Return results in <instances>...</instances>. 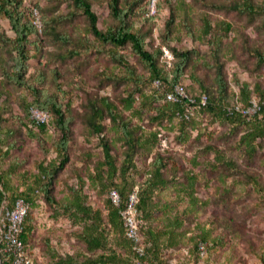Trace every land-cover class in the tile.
Segmentation results:
<instances>
[{
  "label": "rangeland",
  "instance_id": "rangeland-1",
  "mask_svg": "<svg viewBox=\"0 0 264 264\" xmlns=\"http://www.w3.org/2000/svg\"><path fill=\"white\" fill-rule=\"evenodd\" d=\"M89 1L98 16V26L105 29L113 21L107 0ZM239 2L139 0L134 6L137 13H133V20L135 27L145 35L148 46H161L162 58L166 62L164 50H168L172 56L167 62L168 66L177 59L172 48L189 50L181 81L190 92L201 91L200 82L211 97L230 104L240 101L239 87L242 82H247L249 88L255 84L264 88V64L257 66L253 53L254 49L264 51L262 17L249 16L234 9L232 6ZM26 3L35 7L33 11L35 22H39L38 34L29 36L26 84L16 85L0 74V102L5 108L4 117H7L4 124L11 131L6 140L14 141L9 154L1 158L0 169L15 161L16 173L26 171L30 174L36 169L37 161L56 157L52 143L58 138L59 131L49 123L47 132L40 135L44 143H39L27 133L26 124L30 115L25 110V105L35 103L36 97L41 102L48 98L56 99L63 104L70 129L69 162L60 171L54 187L55 196L61 197L67 193L68 185L75 183L77 175L85 173L87 163L101 157L97 136L89 134L83 122L82 114L87 102L107 96L117 103L120 97L136 86L125 77L122 65L108 55V51L125 56L136 73L143 77L144 90L151 92L153 85L147 81L145 65L128 46L114 48L95 39L89 32L86 18L71 0H26ZM219 4L225 8L215 7ZM170 8L174 16L171 27L167 29ZM143 15L149 18L145 20ZM204 18L211 21L215 29L220 21L229 22L232 29L221 42L213 40L210 35L205 37L202 32ZM0 34L14 37L8 20L2 15ZM4 44H0V56L8 65L11 55ZM220 79H223L222 83ZM106 122L109 124V120ZM146 122L143 121L144 124ZM162 123L157 126L163 129L170 151L183 168H192L190 160L194 155L199 161V165L193 167L199 177L195 191L198 197L197 211L195 217L188 220V227L195 231L196 222L205 225L210 230V240L206 256L199 257L195 264H253L264 261V139L257 152L247 156L237 142L243 130L240 125L232 128L226 121L210 122L209 130L194 128L187 142L178 143L175 139L177 121L163 120ZM199 131L201 136L196 139ZM207 143L222 148L233 158L238 169L232 171L223 166H212L213 153L206 152L204 148ZM5 148L4 143L2 149ZM114 149L118 152L121 150L119 143ZM177 175L180 177L178 181H181V171ZM249 176L257 179L259 185L253 186ZM16 179V175H13L12 183H16ZM175 193V187L169 186L163 189L160 197L162 201L173 202ZM106 195L104 193L99 197L94 194L89 200L100 202ZM185 205L180 202L177 208L182 209ZM31 210L34 226L28 242L40 264H48L45 251L47 241H53L51 244L60 252H82L83 244L71 234L69 221L62 216L54 217L52 206L43 197ZM212 238L217 240V244H212ZM183 254V247L169 251L166 254L168 264L177 263Z\"/></svg>",
  "mask_w": 264,
  "mask_h": 264
},
{
  "label": "trees",
  "instance_id": "trees-1",
  "mask_svg": "<svg viewBox=\"0 0 264 264\" xmlns=\"http://www.w3.org/2000/svg\"><path fill=\"white\" fill-rule=\"evenodd\" d=\"M71 1L86 18L89 32L97 41L114 48L129 47L145 65L148 71L147 81L152 83L153 90L151 92L144 90L143 77L136 73L134 66L125 59L124 55L113 50L108 51V55L122 65L125 77L136 83V86L124 97H120L117 103L107 96H100L87 102L82 114L83 122L89 134L97 136L101 157L89 161L85 173L78 174L75 183L68 185L67 193L61 197L55 196L54 187L60 171L69 162V118L62 109V102L56 99L48 98L41 102L39 97H36L35 103H27L25 110L29 115L31 107L49 113L48 121L41 123H34L30 116L26 124L30 137L36 138L39 143H44L40 135L47 132L49 123L54 124L59 131L58 138L52 143L56 157L37 161L36 169L30 174L26 171L16 173L15 161L9 162L7 167L0 169V214L4 207L9 208L16 198H22L29 203L20 236L24 245L33 252L28 242L34 226L31 209L39 198L43 197L46 203L52 206L54 217H65L71 225V234L83 244L82 252L70 253L60 252L51 244L53 241H47L45 251L48 264H132L134 257L132 242L125 234L120 212L126 205L129 193L137 186L136 208L146 263L168 264L166 254L173 249L183 247L184 254L175 264H195L199 259L198 244L206 243L208 251L207 243L210 240V230L205 225L196 222L195 231L188 227V220L194 218L197 211L198 197L195 191L199 177L193 167L199 165V161L194 155L190 160L192 168H183L170 151L169 141L163 129L157 125H162L163 120L171 122L175 119L178 123L175 139L178 143L187 142L194 128L209 130L212 124L219 121L229 122L232 128L240 125L243 130L237 139L238 145L247 156H252L264 139V104H262L264 88L259 84L249 88L247 82L240 84V101L236 102L245 106L252 97H255L261 103L260 110L249 119L238 111L228 114L226 106L235 102L226 104L221 99L211 97L200 82L201 91L192 93L185 85L187 98L167 101L164 99L165 91L170 90L174 83L182 82L189 50L179 51L172 48L177 59L168 66L164 57L162 58L161 46H148L145 35L134 25L133 13H137L134 11V6L139 0H107L113 21L105 29L98 26V16L89 0ZM215 7L225 8L221 4ZM232 7L249 16H261L264 28V0H240ZM34 8L32 5L29 6L26 0H0V15L8 20L14 32L12 38L0 34V44L5 43L11 55L8 65L0 56V74L19 86L26 84V71L30 58L29 36L32 33L38 34ZM173 16L174 11L170 8L169 18L166 21L167 29L171 27ZM143 18L147 20L149 16L143 15ZM231 29V24L225 21L217 22L216 29L207 18L202 22L204 36L210 35V38L219 42L228 36ZM253 53L257 66L263 65L264 51L254 49ZM155 80L160 81V88L154 86ZM222 80L219 81L222 83ZM202 95L207 97L204 105L200 104ZM191 98L194 102H191ZM187 110L192 112L188 118L176 114ZM3 111L5 108L0 102V162L14 145V141L6 140L11 131L5 127L4 122L7 117H4ZM106 120H109V124ZM143 121L147 122L144 124ZM199 136L201 131L197 133L196 139ZM162 137L167 138V147L161 145ZM4 143L6 148L3 150ZM117 143L121 147L119 152L114 149ZM204 148L206 152L213 153L210 161L212 166H223L232 171L238 169L233 158L222 148L212 143H207ZM148 157L150 160L147 161ZM179 171H181V181H178ZM13 175L17 177L16 183L11 181ZM249 178L253 186L259 185L257 179H252L250 176ZM169 186L175 187L176 198L173 202L162 201L160 194ZM111 189H115L119 194L118 204L109 197ZM104 193L107 195L100 202L89 200L94 194L100 197ZM180 202L186 204L182 209L177 208ZM212 244H217V240L212 238ZM10 260L9 254L6 253L3 264H10Z\"/></svg>",
  "mask_w": 264,
  "mask_h": 264
},
{
  "label": "built area",
  "instance_id": "built-area-1",
  "mask_svg": "<svg viewBox=\"0 0 264 264\" xmlns=\"http://www.w3.org/2000/svg\"><path fill=\"white\" fill-rule=\"evenodd\" d=\"M36 26H39V22H35ZM164 56L169 63L171 54L168 50H164ZM154 86L160 88L161 83L158 80L154 81ZM182 98H187L185 90V84L183 82H176L170 90L165 91L164 99L167 101H179ZM194 102V99H190ZM207 101V97L202 95L200 97V104L204 105ZM264 104V100L262 101ZM261 107V103L252 97L247 105H242L239 102H235L231 105L226 106V112L231 114L233 111H238L248 119L255 115ZM179 117L188 118L192 115V112L187 110L183 113H176ZM30 116L34 123L47 122L49 119V113L45 110L38 109L36 107L30 108ZM161 145L163 147L168 146L166 137L161 138ZM109 197L111 200L118 204L120 197L115 189L109 191ZM138 197H137V186H135L129 193L126 205L121 210V217L123 226L125 229L126 236L132 242V249L134 257L132 264H147L145 260V247L139 232L138 211L136 208ZM29 210V203L22 198H16L12 205L4 207V210L0 214V264H3L5 254H9L11 260L10 264H40V260L35 257V252L30 251L25 245L21 238V232L23 230L24 218ZM198 254L200 258H204L207 254L206 243L200 242L198 244ZM253 264H264L260 261Z\"/></svg>",
  "mask_w": 264,
  "mask_h": 264
}]
</instances>
